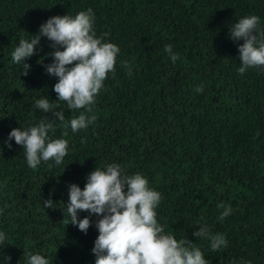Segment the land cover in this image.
Masks as SVG:
<instances>
[{
    "label": "trees",
    "instance_id": "obj_1",
    "mask_svg": "<svg viewBox=\"0 0 264 264\" xmlns=\"http://www.w3.org/2000/svg\"><path fill=\"white\" fill-rule=\"evenodd\" d=\"M88 8L97 37L120 52L88 113L97 119L72 132L64 123L85 110L56 101L58 77L45 70L52 42L41 37L37 54L25 60L27 75L12 52L50 17ZM249 15L260 17L264 31V0H0V264H27L25 252L50 264H95L101 217L91 215L85 233L71 224L66 205L71 184L83 189L89 173L109 164L146 176L162 195L156 212L165 232L190 240L210 264H264V66L240 74L244 41L230 37ZM168 44L179 53L175 63ZM45 97L65 113L49 136L67 139L68 155L60 165L49 160L32 169L8 137L52 118L36 108ZM49 198L53 208L44 207ZM221 203L232 209L223 221ZM204 225L223 234L227 247L213 252L193 235Z\"/></svg>",
    "mask_w": 264,
    "mask_h": 264
},
{
    "label": "clouds",
    "instance_id": "obj_2",
    "mask_svg": "<svg viewBox=\"0 0 264 264\" xmlns=\"http://www.w3.org/2000/svg\"><path fill=\"white\" fill-rule=\"evenodd\" d=\"M95 13L93 9L80 11L75 16L56 15L42 23L39 33L31 40L21 39L12 52L13 62L23 64V75H27L31 65L27 58L37 54V45L41 37H47L55 49L50 55L53 62L45 65L48 74L58 77L54 91L58 100L65 102L69 109L85 111L64 123L72 132L86 129L97 117L92 113L96 96L104 87V81L115 66L120 48L112 42H105L104 36L97 37L94 31ZM260 17L249 15L239 19L231 28L230 37L234 41L243 39L239 44L241 66L244 74L248 68L264 66V31H258ZM106 35V34H105ZM173 63L179 58L172 45H165ZM42 62V61H41ZM129 69L130 65L123 62ZM203 85L196 91L203 92ZM36 108L43 113H52V118L44 116L38 125L27 129L14 128L9 133L11 140L21 145L25 151L27 164L36 169L42 161L54 160L57 165L63 163L68 155L69 141L64 138L51 139L50 132L56 131V121H65V113L60 105L48 98L36 101ZM67 137L68 132L64 131ZM162 200L160 192L149 187V180L143 174L124 175L119 164H109L105 169L97 167L88 174L83 189L78 184L69 186V201L66 213L71 224L87 233L91 226V215L101 218L96 222L99 235L92 252L95 264H210L199 247L190 240L177 239L165 232V226L157 219L156 209ZM44 207L53 208L51 198L45 200ZM225 210L218 217L223 221L232 212L231 207L223 203L218 205ZM87 211L89 216L80 219L78 213ZM3 209H0L2 214ZM197 238L210 242L214 252L227 247L223 234H213L207 225L193 233ZM6 240V234L0 232V244ZM27 264H50L44 255L25 252ZM10 261L11 257H7Z\"/></svg>",
    "mask_w": 264,
    "mask_h": 264
}]
</instances>
